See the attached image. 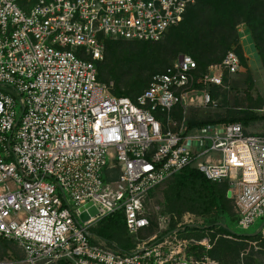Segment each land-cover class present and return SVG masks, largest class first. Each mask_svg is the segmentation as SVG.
<instances>
[{
    "label": "built area",
    "instance_id": "built-area-1",
    "mask_svg": "<svg viewBox=\"0 0 264 264\" xmlns=\"http://www.w3.org/2000/svg\"><path fill=\"white\" fill-rule=\"evenodd\" d=\"M195 3L0 0V238L25 254L0 264H218L188 220L128 251L94 232L116 213L129 235L150 228L148 194L187 168L228 185L242 229L264 219V133L189 124L241 72L234 51L205 69L180 53L134 100L97 79L105 38L159 42Z\"/></svg>",
    "mask_w": 264,
    "mask_h": 264
},
{
    "label": "trees",
    "instance_id": "trees-1",
    "mask_svg": "<svg viewBox=\"0 0 264 264\" xmlns=\"http://www.w3.org/2000/svg\"><path fill=\"white\" fill-rule=\"evenodd\" d=\"M256 2L257 0H196V3L186 10L183 20L166 33L168 35L166 39L167 44L169 45L168 49L170 48L168 52H170V50L171 52H167L166 54H163V56L166 57L174 54L172 61L162 69H152L147 76L141 75L139 79L125 85L126 88L121 87L124 74L122 72H117V63H115L122 53V47L130 43H142L143 48L140 55L144 56L150 49V57L153 59L157 52H160V49L166 45H158L159 48H155V46H153L155 44H159L163 38L159 42H132L120 39L105 38V59L103 62L98 63L97 65V79L99 82L107 86H109L108 84L110 80H113V87L110 88L111 94L115 96L128 97L134 100L148 87L151 78L155 74L161 73L166 67H168L178 54L186 53L190 55L197 62L200 69H205L211 64L220 63L225 54L231 50L234 51L240 59L241 72L237 74V76H240L242 70H246L247 66L242 55L238 36L236 34V26L239 23H244L248 27L253 42L256 46V50L264 66V16L257 12ZM197 26L208 31L211 35L212 33H220V36L211 43H204L203 40L197 37V33L195 31ZM177 42H180V44L182 43L181 49H178L179 51L172 49V47L177 45ZM213 45H216V47ZM165 48H167V46ZM217 52H220V54L215 55ZM140 55L139 53L136 54V56L139 57ZM106 58L109 59L111 64L108 71H106L108 67V65H106ZM135 59L136 58H133L134 61ZM152 63L155 62L152 61ZM237 80L238 79L236 77L232 81L229 90L213 88V98L217 100L220 95H226L227 93L233 92ZM243 113L245 114L244 117L215 121H205L201 120L200 118L196 119L190 116L189 124L190 126H196L215 123H238L246 129V127H248L251 122H254L260 118L256 115L257 113H255L254 110L243 111ZM173 178H177L178 194L189 190L191 193V203L196 207H199L202 212L212 214V217L207 219L206 226H201L199 229H190L188 232H184L185 234L183 235L188 237L203 238L209 233L215 232L214 229H218V231L235 238L247 239L246 237H249L235 234L224 224L225 222H223L226 214L223 200L226 199L227 201L231 202L233 206V202L227 197L228 185L226 183H212L206 180L199 171L193 168H187ZM216 186H222L224 188L222 194L216 191ZM158 187L153 189L148 194L145 203L146 208L148 209V218L150 220L151 227L142 231L140 234L146 233L152 230L154 227L155 222L152 219V213H150L148 208V200ZM232 212L235 220H237L233 207ZM174 226L169 227V229H165L163 234L175 229ZM94 232L103 239L114 243L120 250L128 251L136 246V241L134 239L137 236H132L127 233L124 226L123 216L120 213H116L103 219L94 228ZM123 232L127 234V240L119 242V244L115 243L114 239L116 237L120 238ZM0 242L3 244L2 249L5 251V253L8 251L6 249L7 244L9 242L14 243L11 240L2 238H0ZM213 250L214 247L212 251ZM212 251L210 252V257L214 259L215 254ZM214 260L216 261V259ZM56 264H64V262L60 261Z\"/></svg>",
    "mask_w": 264,
    "mask_h": 264
},
{
    "label": "rangeland",
    "instance_id": "rangeland-1",
    "mask_svg": "<svg viewBox=\"0 0 264 264\" xmlns=\"http://www.w3.org/2000/svg\"><path fill=\"white\" fill-rule=\"evenodd\" d=\"M256 5L257 12L264 16V0H257ZM195 31L197 37L203 40L204 43H211L220 36V33H212L211 35L208 31L198 26L195 28ZM236 34L247 66L246 70L243 69L240 76H237L238 80L235 83L233 92L218 97V107L215 110L191 109L189 117L200 118L205 121L227 120L230 118L244 117L245 114L243 111L254 110L260 118L251 122L246 127V132L255 135L263 134L264 118L261 117H264V66L248 27L244 23H239L236 26ZM167 37L168 35L166 34L159 44L153 45L155 48H159L158 45L167 46V48H165L166 46L161 48L160 52H157L153 59L150 57V49L144 56L140 55L143 48L142 43H130L122 47V53L115 62L117 63V72L124 74L121 82L122 88H126L125 85L139 79L141 75L147 76L152 69H162L172 61L174 54L166 57L163 56L170 49H168ZM181 44L177 42V45L172 47V49L180 50ZM213 46L216 47V45ZM137 53H139L140 57L136 56ZM218 54L220 52H217L215 55ZM133 58H136L135 61ZM152 61L155 63H152ZM106 65H108L106 69L108 71L111 65L108 58H106ZM108 85L109 88L113 87V80H110ZM0 89L3 90L5 88L0 87ZM215 188L218 193L222 194L224 191L222 186H216ZM190 196L191 193L189 190L178 194L177 178H173L158 187L148 200V208L155 222L154 227L152 230L135 237V245H138L142 240H146L150 236L156 235L159 237L165 231L160 229L159 225V219L163 217L168 219L167 223L164 224L166 229L174 225L175 228L181 226L186 220L191 221L195 226H206L207 219L211 218L212 214L202 212L199 207L193 205L190 201ZM223 204L226 210L224 224L237 235L252 236L246 237L247 239H239L226 235L218 231V229H214L215 232L205 236V238L211 239V242L214 243V250L212 251L215 254L214 259H216L218 264H264V232H258L264 223V219L255 220L253 225L247 230H244L234 218L232 203L224 199ZM125 240H127V234L123 232L120 238L116 237L114 239V242L119 244V242ZM2 246L3 244L0 242V259H24L25 254L17 244L9 242L6 253L2 249Z\"/></svg>",
    "mask_w": 264,
    "mask_h": 264
},
{
    "label": "water",
    "instance_id": "water-1",
    "mask_svg": "<svg viewBox=\"0 0 264 264\" xmlns=\"http://www.w3.org/2000/svg\"><path fill=\"white\" fill-rule=\"evenodd\" d=\"M90 213L93 215V214H96V211L94 209L90 210ZM87 214L85 213H82L80 216H79V219L81 222H84L85 220H87ZM264 226V223L261 225L260 229L258 230L261 231L262 227ZM245 236H252V235H245Z\"/></svg>",
    "mask_w": 264,
    "mask_h": 264
}]
</instances>
